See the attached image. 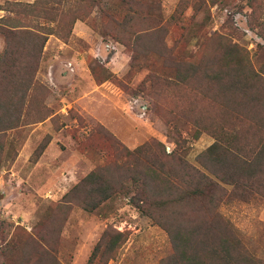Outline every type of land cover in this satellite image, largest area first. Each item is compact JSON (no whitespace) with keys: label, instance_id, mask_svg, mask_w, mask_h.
Masks as SVG:
<instances>
[{"label":"rangeland","instance_id":"rangeland-1","mask_svg":"<svg viewBox=\"0 0 264 264\" xmlns=\"http://www.w3.org/2000/svg\"><path fill=\"white\" fill-rule=\"evenodd\" d=\"M35 1L0 0V8ZM50 1L65 8L83 0ZM160 1L167 19L185 7L180 19L166 26L169 45L175 46L181 63L197 51H214V34L234 41L251 56L263 44L258 31L264 26V0H157V7ZM255 6L261 14L255 15ZM6 14L0 11V20ZM92 17L99 24L98 13ZM140 26L135 23V32ZM119 32L128 44L81 21L69 39L49 37L36 77L41 87L21 108L18 126L0 139V264L25 259L35 263L48 259V253L59 264H88L106 231L123 234L115 259L107 264H162L171 255L167 232L142 215L131 197H113L93 213L73 203L65 206L66 194L91 172L130 169L127 150L159 142L167 154L185 156L177 142H186L190 149L185 159L197 165L198 155L215 142L208 135L192 139L188 98H180L181 89L159 79L166 73L172 76L170 64L139 46L141 67L134 70L133 43ZM5 48L0 35V60ZM220 212L249 239L255 254L264 257V204L234 202Z\"/></svg>","mask_w":264,"mask_h":264},{"label":"trees","instance_id":"trees-1","mask_svg":"<svg viewBox=\"0 0 264 264\" xmlns=\"http://www.w3.org/2000/svg\"><path fill=\"white\" fill-rule=\"evenodd\" d=\"M182 6L169 19L162 13L161 1L157 7V0H83L65 8L50 0H36L0 8L7 13L0 20V35L6 39L0 60V139L18 126L21 108L41 87L36 77L50 36L67 40L81 21L126 45L118 35L121 30L133 43L132 68L141 67L136 57L141 47L170 64L172 76L166 73L165 79H159L181 89L180 98H188L192 139L208 135L215 142L198 155L197 165L185 159L190 149L186 142H177L185 156L167 154L159 142L127 150L130 169L116 166L91 172L66 194L65 206L73 203L93 213L113 197H131V204L170 237L172 253L162 264H264L249 239L220 212L223 205L234 202L264 204V26L258 31L263 44L253 56L234 41L214 34L210 37L218 41L214 51H197L181 63L175 46L169 45L166 26L180 19ZM95 12L99 24L92 17ZM261 12L255 6V15ZM135 23H141L138 33ZM48 142L37 149L35 160ZM122 243L123 234L106 231L88 264H107ZM47 258L35 263L25 259L21 264H59L49 253Z\"/></svg>","mask_w":264,"mask_h":264}]
</instances>
